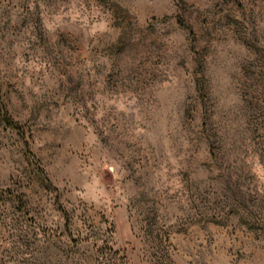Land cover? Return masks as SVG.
Listing matches in <instances>:
<instances>
[{
	"label": "rangeland",
	"instance_id": "374dc122",
	"mask_svg": "<svg viewBox=\"0 0 264 264\" xmlns=\"http://www.w3.org/2000/svg\"><path fill=\"white\" fill-rule=\"evenodd\" d=\"M0 264H264V0H0Z\"/></svg>",
	"mask_w": 264,
	"mask_h": 264
}]
</instances>
